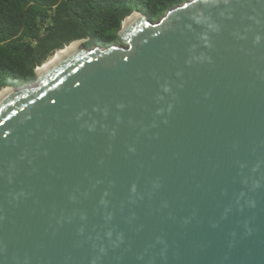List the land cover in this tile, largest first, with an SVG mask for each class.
I'll return each mask as SVG.
<instances>
[{
	"label": "water",
	"instance_id": "95a60500",
	"mask_svg": "<svg viewBox=\"0 0 264 264\" xmlns=\"http://www.w3.org/2000/svg\"><path fill=\"white\" fill-rule=\"evenodd\" d=\"M119 35L4 87L0 264H264V0Z\"/></svg>",
	"mask_w": 264,
	"mask_h": 264
},
{
	"label": "trees",
	"instance_id": "16d2710c",
	"mask_svg": "<svg viewBox=\"0 0 264 264\" xmlns=\"http://www.w3.org/2000/svg\"><path fill=\"white\" fill-rule=\"evenodd\" d=\"M189 0H0V90L36 81V68L72 41L120 43L124 19L142 12L157 21Z\"/></svg>",
	"mask_w": 264,
	"mask_h": 264
},
{
	"label": "bare ground",
	"instance_id": "6f19581e",
	"mask_svg": "<svg viewBox=\"0 0 264 264\" xmlns=\"http://www.w3.org/2000/svg\"><path fill=\"white\" fill-rule=\"evenodd\" d=\"M136 16L135 17H131L129 20H127L125 22L124 27L127 28V26L133 22L134 20H136ZM78 47V49L82 48L80 47V43H73L72 45H70L69 47H67L66 49H62L58 52L57 55H54L52 57V59H50V61L48 63L43 64L42 66H40L38 68V74H42L43 72H45L46 70L50 69L51 67H53L57 62H59L63 57H65L66 55H68L69 53L73 52L76 48ZM11 91H13L12 88L8 87V88H4V90L0 93V99H2L4 96H6L7 94H9Z\"/></svg>",
	"mask_w": 264,
	"mask_h": 264
},
{
	"label": "rangeland",
	"instance_id": "374dc122",
	"mask_svg": "<svg viewBox=\"0 0 264 264\" xmlns=\"http://www.w3.org/2000/svg\"><path fill=\"white\" fill-rule=\"evenodd\" d=\"M84 41H85V39H84ZM80 47H84L83 44H80ZM55 53L53 55H51L45 63H48L50 61V59H52V57L55 55ZM35 84H36V82L32 83V85H35ZM15 89H18V88H15Z\"/></svg>",
	"mask_w": 264,
	"mask_h": 264
}]
</instances>
